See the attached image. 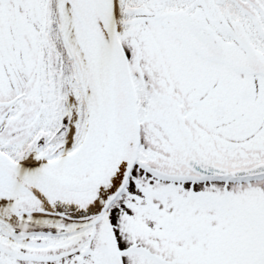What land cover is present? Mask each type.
<instances>
[{
    "label": "snow or ice",
    "instance_id": "obj_1",
    "mask_svg": "<svg viewBox=\"0 0 264 264\" xmlns=\"http://www.w3.org/2000/svg\"><path fill=\"white\" fill-rule=\"evenodd\" d=\"M0 264H264V0H0Z\"/></svg>",
    "mask_w": 264,
    "mask_h": 264
}]
</instances>
